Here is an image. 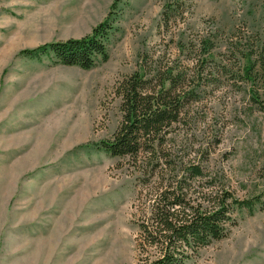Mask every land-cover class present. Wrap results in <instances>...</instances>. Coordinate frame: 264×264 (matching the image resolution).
<instances>
[{"label":"rangeland","instance_id":"rangeland-1","mask_svg":"<svg viewBox=\"0 0 264 264\" xmlns=\"http://www.w3.org/2000/svg\"><path fill=\"white\" fill-rule=\"evenodd\" d=\"M106 20L108 57L92 69L21 55L84 39ZM263 47L264 0H0V264L157 259L139 247L145 198L136 174L128 159L99 150L122 120L118 83L143 75L145 61L154 69L179 60L191 71L200 89L191 128L216 125L214 168L240 200L261 195L264 109L240 75L252 62L245 55ZM262 205L237 213L229 236L186 264H264Z\"/></svg>","mask_w":264,"mask_h":264},{"label":"trees","instance_id":"trees-1","mask_svg":"<svg viewBox=\"0 0 264 264\" xmlns=\"http://www.w3.org/2000/svg\"><path fill=\"white\" fill-rule=\"evenodd\" d=\"M112 30L106 20L84 39L45 44L21 55L33 59L53 54L62 65L89 70L99 57L107 59L106 43ZM210 41L200 43L204 54H210ZM246 57L252 62L240 76L251 84L252 103L264 109V47ZM143 67V75L135 72L118 83L122 120L99 150L112 158L128 159L140 189L138 197L144 193L141 251L156 252L151 264H186L193 254L228 237L237 224V213L253 214L263 206L264 192L240 200L224 170L214 168L212 151L223 136L213 123L203 133L191 128L199 125L192 112L200 98L191 71L171 59L154 69L145 61Z\"/></svg>","mask_w":264,"mask_h":264}]
</instances>
